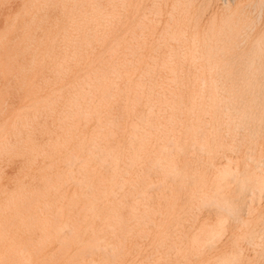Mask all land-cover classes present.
<instances>
[{"label":"rangeland","instance_id":"obj_1","mask_svg":"<svg viewBox=\"0 0 264 264\" xmlns=\"http://www.w3.org/2000/svg\"><path fill=\"white\" fill-rule=\"evenodd\" d=\"M162 1L163 0H0V174L2 173L0 175V191H4V189H2L4 187L7 188L4 191L6 194L0 192V197L2 196L0 198V214L3 213V211H11L17 216L18 212H25L29 204L43 203V200L46 196L48 197L49 194L51 196H49L50 198H57L56 200H53L52 198L53 201H51L48 197L49 202H51V204H56L59 202L60 198L58 195H64V191H61L63 189L68 192L66 193L65 191L66 196H62V199L65 198V200L60 198V201L63 203L59 202V204L62 206L56 204L55 216H57L56 218H61L62 222L65 221L68 223L70 222L68 218L71 219V217H74L75 215L77 217V211L80 210H78V208L83 206L82 201L80 202L82 198L79 196V193L82 191V193L87 192V189L82 187V181H84L82 176H85L86 174H79V172L82 173L83 170L81 171V169L84 165V161L82 162L83 159L81 160L80 158H84L85 140L87 136H90L88 134L92 133V128H95L94 125L96 124V119H91L89 116L91 112V107L89 106H92V104H89L91 103L89 98H87L89 96L85 95L88 91L89 93L94 91V83H87V80L90 79L89 81H92L94 78L97 79L103 76L112 78L113 84L111 85V89H113L112 92H114L110 93L111 96L115 97H112L113 101L116 98L118 99L117 101L115 100L110 115V121L112 122L113 127H119V130L116 131V140L118 141L119 139V142L123 145L124 143L126 144V142L128 143L130 138V140H132V138H136L135 140H137L144 139L143 137H145L148 140L151 139L150 142H148L149 146L151 145V148L158 147L161 143L163 151L161 154L162 164L160 162L161 159L159 160L158 158H155L154 153H150L148 154L149 156H146V158L137 162L138 166L129 165L127 168L128 171L126 169L125 186L121 189L122 192L117 191V199H115L116 203L114 202L118 207L116 210L122 212L124 225L123 228L119 229L117 235H109L112 239V241L109 240L110 246H113L115 249H106L107 257L112 259V255H110L109 252L111 251V253H115L114 264H264V70L259 71V73L253 71V75L252 72L248 73V75H244L241 72L239 73L238 66L240 67L241 64L242 53L231 54L232 52L229 53L227 49H225V51L223 49L213 48L215 51L213 50L212 52L211 49L212 55H216L217 57H210L209 55H211V52H207L209 51L208 47L210 46L206 44L208 47L206 46L202 49V46L199 43V45H196V51L194 52L195 55L192 58L185 59L183 62H178V60L169 61L168 63L172 64L170 65L171 67L178 66L174 73L169 72L166 68L162 67V27L169 19H167L168 16L165 14L170 11L171 0H167L169 2L164 0L163 2L165 6ZM187 1L191 0H177V2L182 4ZM205 1L206 2H204V0H192V2H190L193 4H191V7L187 10L188 13L186 14V17L190 18V21L189 19L187 21V26L189 25L188 28H190L188 29L189 32H192L193 30H201V32H203L205 28L208 31L214 25V21L212 22L213 25L208 24L211 23V20H214L213 14H215V23L220 24L222 22L221 20L224 18L223 13L228 4L233 3L232 5L234 6L236 2H238V4L239 2L240 4L242 3V0H235L234 2H232V0H213V2L210 0ZM244 2H246V0H243V3ZM261 8H258V10L261 11L259 12L257 10L256 15H258V12H262L260 15L264 19V7ZM220 13H222V15ZM194 25H196L195 27L198 25V29H194ZM207 31L205 30V32ZM206 43H208V41ZM198 48H201L202 51ZM218 49L219 51H217ZM209 60L212 61L210 62ZM262 60H264V58ZM262 60L260 61L261 64L263 63ZM216 64L218 68L215 67ZM257 64L259 63H256L255 66H258ZM260 66H263L264 69V63ZM254 72L255 75H262L263 78L262 76L255 78L258 75L255 76ZM241 75H244L246 78ZM239 76L241 77L239 78ZM150 77H153L155 81ZM123 78L126 82L128 81V85L124 83L125 81H122L124 80ZM241 78L244 82L241 81ZM253 78H255V82L253 81ZM137 79H139V81ZM140 79L142 81H140ZM135 80L137 81V84H135L137 87L133 85L136 83ZM158 80H160L159 83L157 82ZM161 81L162 83H160ZM93 82L96 83L98 80ZM251 83L252 85H249ZM159 84L162 86H159ZM97 85L98 83H96L95 87H97ZM131 85L133 86V89L130 87ZM149 85H152V87ZM145 87H147V89L149 88L148 91ZM124 88L127 89L125 92L123 90ZM9 90L10 92H8ZM232 90H235L236 92H232ZM116 91L119 92L115 93ZM120 91L124 93L122 94ZM138 91L140 94H138ZM81 92L86 97H81L83 96ZM149 92L151 93L149 94ZM241 93H245L250 99H252L250 100L248 97L245 98L246 101H250L248 104L252 107H249V109L245 108L244 113L235 114L233 111L239 106L237 105L239 103H236L238 102L236 100H239ZM79 94H81V96H79ZM152 94H156L157 96H153ZM120 95H124L125 99ZM132 95L135 98H133ZM145 95L146 97H144ZM73 96H75V98ZM140 96H143V98ZM147 96L150 97V100ZM151 96L155 98L153 99ZM76 97L82 98L84 102H82V99L79 101L80 98H77L78 103L76 102V105ZM255 97H257V100ZM129 98H131V102L127 105L126 99ZM70 99H72V103L74 101V105L69 102V105L74 107L73 109L72 106L70 107L71 109L67 108L69 107L67 106V100L70 101ZM81 102L85 104L88 102L89 105L84 104L85 106H88L86 107L87 109L82 107L83 104ZM158 102H160V104ZM138 103L140 104L138 105ZM154 103L157 105L155 106ZM147 104L151 105L149 106L150 109L147 108ZM232 104H236V106L232 108ZM75 105L77 106V109H75ZM158 105L159 108L156 110ZM78 107H81L80 110ZM253 107L255 109L257 108V110ZM153 108L155 109L152 110ZM40 109L42 110L40 111ZM123 109H127L128 111L125 112ZM134 109L137 110H135L137 113ZM33 110H35V113L38 115H40L41 112L42 115L43 113L44 115L38 116ZM48 110H52V112L49 111L51 112L49 116H47L49 113ZM75 110H78L80 114L81 110L82 113L86 111L88 114L85 113L86 115H84L83 113L82 116L84 115L85 117L83 116L81 118H90L91 120H80L79 117L81 115H79L78 111L77 114L79 117L77 114H73L76 113ZM46 112L47 114L45 115ZM67 113L70 118L74 116L72 117L74 121L67 117V119L70 120V124H72L71 121H73V124L75 125V123H77L75 121L79 120L77 123L78 128L76 127V130L73 124L72 126L74 129L69 127L71 126L70 124L66 125L65 123L67 122H63ZM214 113L215 115H212ZM243 115L247 117L244 118ZM23 116L25 119H23ZM62 116H65L63 117V120ZM125 116L128 117V119ZM141 116L151 119L154 124H152L151 127L148 126L145 120L141 119ZM31 117H34V119ZM26 118L28 124L26 121V124L23 123ZM29 118H31L32 121L31 119L29 120ZM76 118L79 119L77 120ZM60 119L62 120L63 125H65L64 128L60 127V129H63L62 131L59 128L56 129L57 123H61ZM67 119L66 121L69 123V120ZM19 120L22 123L18 122L15 124V122ZM124 121L127 122L124 123ZM141 121H143L145 126ZM30 122L33 123L30 124ZM202 123L203 125H201ZM17 124H19V126L21 125L22 127L20 126L19 128H23V130L19 129ZM24 124L25 127H28L27 130L23 126ZM127 124H129V126ZM217 124H220L219 128ZM29 125L31 128H29ZM131 125H135L138 128L135 127L133 129ZM236 126L239 128L237 129ZM121 127L123 128L120 129ZM66 128L68 130L71 128L69 131H71V134L76 132L75 135L79 132L80 134H83L85 130L86 132H84L85 134L83 135L78 134L80 136L78 137L79 140L76 136L68 133L69 131L65 130ZM82 128H84V130ZM14 129L16 133L14 132ZM30 130L35 135V138L34 135L31 137L32 134H30ZM11 131L12 133H10ZM23 131L27 134V137L23 136V138H16L19 135V132L23 133L20 134V136L24 135ZM64 131H66L68 136L71 135L74 137V139L70 138V136L69 138L71 140L67 137L70 141L65 139ZM133 131L140 134L143 133V135L144 133H151L152 136L151 134H148L145 136L140 135V138H138V136L133 137L130 134ZM140 131H142V133ZM152 131L155 133H152ZM28 133L31 136H28ZM66 133L65 135L67 136ZM10 134L11 137L9 138L8 136H10ZM54 134L57 135L55 138L57 141L59 140V144L62 142L60 139L61 136L62 139L64 136L62 144H64L65 141L66 143L67 141H72L69 145L65 143L68 148L64 144V150L66 151H62L66 157H63L62 160H67L68 154L70 157L72 153V161L70 160L71 158H68L67 161H69V164L67 163V166L64 165V162L60 158L63 156V153L60 151L63 150L60 149L63 148L62 145L58 147L60 149V152H58L59 155L57 154L58 149L56 147L57 150L51 148L52 150L50 149L49 152L47 146L49 139L52 140L50 144L53 142V146H50L54 147L56 146L55 144L58 146V142H55L54 144V141H56ZM156 134L162 137L157 138ZM120 135L121 137H119ZM123 135L125 139L127 138L125 142ZM6 138L9 140V143L7 144H5L8 142ZM13 138H16L15 141H13ZM30 138L36 140H31V142L33 141L32 143L29 141L30 144L25 146ZM75 138L78 141H76ZM21 139L27 140L20 143L19 140L22 141ZM152 139H155L156 141H153ZM159 139L162 141H159ZM73 140H75V142ZM81 140L82 142H80ZM34 141L38 142H35L37 145L34 144ZM43 141H47L48 143L46 142L45 145ZM15 142H17L16 145ZM79 142L83 145L82 149H80L81 145H79V148L76 145V143ZM2 144H4V148L8 145V150L11 149L12 151H8L5 148L7 150L6 153V150L2 148ZM31 144L34 145L30 146ZM12 145L14 148H12ZM9 146L11 148H9ZM21 147L23 149L25 148V152H28L30 147L31 149L34 147V151L37 152L33 151V153L30 149L31 152H29L31 156H27L29 152L28 154H25ZM38 148H40L39 155H37ZM1 149H4L5 151H2ZM42 149H44L47 156H49L48 154L50 153V155H52V152L54 151L53 154H56L58 157L56 155L54 157L53 155L52 159L54 161L59 159L58 161H55V164L57 165L56 162H58L59 165H53L54 161L51 159V156L48 158L49 160L46 159L47 157L44 155L45 153L42 152ZM70 149L74 150L71 152ZM76 151H78V154ZM3 153H9L10 155L8 154L6 157ZM21 153L25 155L27 159H25ZM31 153L34 156H32ZM60 154L62 156H60ZM74 154L77 155L75 157L76 159H74ZM20 156H23V159H19ZM34 157L37 161L33 159ZM28 158L33 161V166L35 165L34 167L29 166L32 165V161H29ZM41 158L42 160H40ZM44 158L45 162L43 161ZM5 159L8 160L6 161ZM50 159L52 160V163ZM77 159L80 160L81 164L83 163L82 166L79 161L77 162ZM129 159L130 158H128V162ZM122 160L127 163V158ZM26 161H28V164H26ZM74 161L76 162L72 165L71 162ZM43 162L48 164L47 166L49 168L55 166V170L53 168H51V170L48 169L45 164H42ZM60 162L64 165L63 167ZM156 162L159 167H156ZM78 163L79 166H77ZM24 165L25 168L23 170L24 172L22 171L23 174L21 172V167ZM43 166L48 171H44V169H42L44 168ZM70 166H74L72 170L71 168L68 170ZM76 166L81 169L76 171ZM28 167H32V169ZM37 167H39V170ZM57 167H59L60 170L56 169ZM27 169H29L30 173ZM41 169L47 175V178H45L46 182L49 178L47 184L51 183L50 186H52L53 183L56 184V182L58 187L60 184L63 185L66 182L69 183H67V185L64 184L66 185H63L64 188H62L61 185L59 188L55 187L60 191H54V184V186H52V191H44L46 190L45 188H49L50 186L48 187V185H45V187L43 184L44 180L38 178L46 176ZM64 169L67 172L73 171V173H66ZM33 170L34 172H31ZM62 170L63 173H61ZM40 171L43 173V176L36 175L38 173L41 174ZM55 171L57 174L60 171L59 173L62 174V176L65 174L64 178L67 181L61 177L60 174V177H58L57 174H55ZM76 172L77 175L81 176L80 179L79 176L75 175ZM50 173L53 175L55 174L56 178L58 177L62 180L60 179L57 181L54 177L56 180V182H54V180H52L53 176H51L52 174ZM16 174L19 176L21 174V176L19 177ZM67 174L71 176L73 175L71 177L72 179H70V176H67ZM169 174L171 175L169 176ZM22 175L25 177H22ZM2 176L5 180L1 178ZM76 176L77 178H75ZM31 177L34 179H31ZM9 178L11 179L10 182L12 181L11 183L8 182ZM23 178L24 182H22L23 180L21 181ZM37 178L39 180H37ZM17 179H20L18 183L16 182ZM50 179L53 182H49ZM73 179H75V181ZM76 179H79V181L81 180L78 182L82 186L76 184ZM61 181L65 182L59 184L58 182ZM70 181H72L71 184ZM20 182L22 185L23 183H28V185L24 184L25 187L23 185L22 187H24V189H22ZM16 183L20 185L17 186ZM30 183L33 185L32 187ZM15 185L17 188L19 187V190L17 189L19 193L15 192L17 191L14 187ZM68 185H70V187H67ZM36 187L40 188H38L40 192ZM41 187H43L44 190H42ZM80 187L81 190H79ZM32 188L34 191H32ZM12 189H14L13 191L15 194H13ZM26 189L28 190V193ZM7 190L12 191V195H10L11 197L8 195L9 193L11 194V192H8ZM23 192H26L27 195H24ZM36 192L41 194L38 195ZM43 192L48 195L44 193V197H41ZM54 192L58 193L54 196ZM139 192L143 195L141 196V199L140 196L138 197ZM29 193L31 194V197H29L30 195L28 196ZM32 193L34 195H32ZM16 194L17 196L21 194L17 197V199L19 197L21 198H19L20 201L19 199L18 201L15 199ZM71 194L78 195V198H81L77 199V196L76 198H74V196L71 200V202L74 201V199H77L75 202L79 200L78 204L74 202L78 206L73 202L72 204L68 203L72 198L71 196H73ZM122 195L123 199L125 198V201L121 199ZM13 196L15 198H13ZM24 196L28 197L25 198ZM47 197L44 201H48ZM24 198L25 200L27 199V201L23 200ZM119 200H122L121 205H119ZM65 201L68 202L66 203ZM26 203L28 204L26 205ZM65 203L69 205L67 206ZM63 205H65V207ZM71 205V210L73 209V211H71L72 215L71 212L69 213V207ZM73 205H75L76 208L75 206L73 207ZM57 206L60 208V213ZM43 207L45 206L41 205L37 209L35 207L34 212H38V210L41 212L40 208L43 210ZM74 208L76 210H74ZM67 210L71 216L66 214ZM44 211L45 214L42 212L34 217L35 221H37V219L42 220L46 216L48 217V211L45 209ZM8 212L4 213L5 215L7 214V218L4 214H1L2 216L0 215L2 218L4 216V223L5 221L11 222L13 220L12 218L14 215H12L11 212L8 215ZM62 212L69 217L66 215L63 216L61 214ZM59 214H61V217ZM63 218L67 221L63 220ZM1 219L0 221H3ZM19 219L20 218H18V220L15 219L16 223ZM75 219L78 221L79 216L78 218H73L70 223L72 224L75 222L73 221ZM70 223L69 226H72ZM66 224L67 223H65V225ZM69 226L67 228H69ZM66 229L64 228L62 231L63 235H69L67 232L70 228L68 230ZM19 231L20 230H18L17 233H14L23 234L24 232L22 231L21 233V231ZM25 232L23 235L26 234ZM38 232L39 234L37 231L33 232L34 234H31L41 235V231ZM27 233L29 234L30 232ZM28 234H26V236ZM5 241L4 243H6ZM7 255L8 254H6L5 257Z\"/></svg>","mask_w":264,"mask_h":264},{"label":"bare ground","instance_id":"obj_2","mask_svg":"<svg viewBox=\"0 0 264 264\" xmlns=\"http://www.w3.org/2000/svg\"><path fill=\"white\" fill-rule=\"evenodd\" d=\"M164 1V0H163ZM162 1V2H163ZM167 1V0H166ZM170 1V0H169ZM169 1H167V2H169ZM179 1V0H178ZM186 1V0H185ZM195 1V0H194ZM210 1H212L213 2V0H210ZM226 1H228V0H226ZM231 1V0H230ZM235 0H232V2H234ZM171 2V8H170V11L169 12H167L165 15H167L168 17H167V19H168V21L167 22H165V25H163V27H162V67H164V68H166L169 72H172V73H174L176 70H177V67L178 66H174V67H171L170 65H172V64H170V63H168L169 61H171V60H178V62L180 61V62H183L185 59H190V58H192L195 54H194V52L196 51V45L198 44L199 45V43L201 44V46H202V49H203V47L205 48L207 45L208 46H210V47H208V49H209V51H207V52H211V49H212V52H213V48H219V49H223V50H225V49H227V51L230 53V52H232L231 54H233V53H242V60H241V64H240V67L238 66V68H239V73L241 72V73H243L244 75H248V73H251L252 72V75H253V71H255L256 73L258 72L259 73V71H262V70H264L263 69V66L261 67L260 65H262L263 63H264V60H262L263 58H264V19L262 18V16L260 15L261 13H259L260 11L258 10V8L260 7H264V0H246V2H244L243 3V0H242V3L240 4V2H239V4H238V2H236V4H234V6L232 5V4H228V6L226 7V9H225V11H224V13H223V20H221L222 22L220 23V24H218V23H215V14H213V12H212V14H213V19L214 20H211L210 22L211 23H208V24H212V22L214 21V25H213V27H211L208 31H207V29L205 28V30L208 32V34H207V32H205V30L203 31V32H201V30L200 31H198V30H193L192 32H189V30L188 29H190V28H188V26H187V21H188V19H189V21H190V18H187L186 16V14L188 13V9L191 7V4H193V3H190V2H192V0L191 1H187L186 3L184 2V4H182V3H179V2H177V0H171L170 1ZM204 2H206L205 0H204ZM177 3V4H176ZM178 3H179V5H178ZM228 3V2H227ZM163 4H164V2H163ZM207 4V3H206ZM21 5V4H20ZM164 6H165V4H164ZM194 6V5H193ZM207 6V5H206ZM20 7V6H19ZM212 7V6H211ZM210 7V8H211ZM216 7H218V6H216ZM41 8V7H40ZM193 8V7H192ZM203 9V8H202ZM262 9V8H261ZM18 10V9H17ZM49 10V9H48ZM70 10V9H69ZM172 10V11H171ZM257 10L259 11L258 12V15H256L257 14ZM3 11V10H2ZM11 11V10H10ZM163 11V10H162ZM199 11V10H198ZM197 11V12H198ZM214 11V10H213ZM263 11V10H262ZM210 12H211V9H210ZM9 13V12H8ZM6 14V13H5ZM199 14V13H198ZM201 14V13H200ZM210 14V13H209ZM221 15H222V13H220ZM10 15V14H9ZM83 15V14H82ZM7 16H8V14H7ZM80 16V15H79ZM67 17V16H66ZM209 17V16H208ZM220 17V16H219ZM197 18V17H196ZM3 19H4V17H3ZM70 19V18H69ZM79 19V18H78ZM136 19V18H135ZM211 19V18H210ZM219 19H221V18H219ZM218 19V20H219ZM197 21V20H196ZM200 21V20H199ZM204 21V20H203ZM205 21H206V18H205ZM207 21H208V19H207ZM220 21V20H219ZM1 23V22H0ZM197 23H198V21H197ZM205 23V22H204ZM207 23V22H206ZM194 24H196V23H194ZM190 25H191V23H190ZM204 25H207V24H204ZM5 26V25H4ZM76 26V25H75ZM196 25H194L193 26V28L195 29V28H197L198 29V25H197V27H195ZM209 26V25H208ZM203 27V26H202ZM201 27V28H202ZM205 27H207V26H205ZM204 28V27H203ZM203 28H202V30H203ZM1 29V28H0ZM43 29V28H42ZM23 31V30H22ZM90 31V30H89ZM191 31V30H190ZM18 32V31H17ZM23 33V32H22ZM79 33V32H78ZM90 33V32H89ZM20 34V33H19ZM24 34V33H23ZM40 37V36H39ZM88 38V37H87ZM92 39V38H91ZM17 40V39H16ZM102 41V40H101ZM208 41V43H206ZM13 42V41H12ZM14 44V43H13ZM86 44V43H85ZM207 44V45H206ZM10 46V45H9ZM200 46V47H201ZM85 47H86V45H85ZM199 47V46H198ZM89 48V47H88ZM199 49V48H198ZM201 49V48H200ZM199 49V50H200ZM202 49H201V51H202ZM219 49L217 50V51H219ZM42 50H44V49H42ZM205 50V49H204ZM207 50V49H206ZM69 51V50H68ZM181 51V52H180ZM198 51V50H197ZM215 51V50H214ZM226 51V50H225ZM60 52H62V51H60ZM200 52V51H199ZM204 52V51H203ZM202 52V53H203ZM212 52L210 53L211 55H209L210 57H214V56H216V55H212ZM182 53V54H181ZM216 53V52H215ZM219 53V52H218ZM227 53V52H226ZM85 54V53H84ZM200 54V53H199ZM217 54V53H216ZM221 54H222V52H221ZM228 54V53H227ZM46 56V55H45ZM222 56V55H221ZM198 57V56H197ZM209 57V58H210ZM217 57V56H216ZM224 57V56H223ZM76 58V57H75ZM207 58V57H206ZM233 58H235V57H233ZM20 59V58H19ZM211 59H213V58H211ZM230 59V58H229ZM202 60H204V59H202ZM206 60H208V59H206ZM233 60V59H232ZM235 60V59H234ZM263 61V63L261 64L260 63V61ZM193 61V60H192ZM210 62L212 61V60H209ZM70 62V61H69ZM177 62V63H178ZM207 62V61H206ZM231 62V61H230ZM239 62V61H238ZM61 63V62H60ZM127 63H128V61H127ZM175 63V62H174ZM234 63V62H233ZM256 63H259V64H257L258 66H255L256 65ZM25 64V63H24ZM179 64V63H178ZM221 64H224V63H221ZM226 64V63H225ZM128 65V64H127ZM138 65V64H137ZM215 65V64H214ZM227 65V64H226ZM213 66V65H212ZM228 66H229V64H228ZM235 66V65H234ZM215 67H217V64H216V66ZM70 68V67H69ZM184 68V67H183ZM213 68V67H212ZM218 68V67H217ZM97 69V68H96ZM195 69V68H194ZM216 69V68H215ZM231 69H232V67H231ZM163 70H165V69H163ZM214 70V69H213ZM218 70V69H217ZM216 70V71H217ZM230 70V69H229ZM224 71V70H223ZM222 71V72H223ZM236 71V70H235ZM51 72V71H50ZM211 72V71H210ZM227 72V71H226ZM255 72H254V75H255ZM49 73V72H48ZM171 73V74H172ZM180 73V72H179ZM216 73V72H215ZM263 73V72H262ZM50 74V73H49ZM94 74V73H93ZM231 74H232V72H231ZM225 75H227V74H225ZM238 75V74H237ZM244 75H241L242 77L244 76ZM249 75H251V74H249ZM256 75H258V74H256ZM255 75V76H256ZM56 76V75H55ZM131 76V75H130ZM224 76V75H223ZM228 76V75H227ZM226 76V77H227ZM230 76V75H229ZM241 76H239V78L241 77ZM259 76H262V75H258V76H256L255 78H257V77H259ZM264 76V75H263ZM263 76H262V78H263ZM64 77V76H63ZM66 77V76H65ZM125 77V76H124ZM245 77V76H244ZM252 77V76H251ZM254 77V76H253ZM92 78V77H91ZM126 78V77H125ZM133 78H134V76H133ZM138 78V77H137ZM151 78V77H150ZM153 78V77H152ZM151 78V79H152ZM220 78V77H219ZM233 78H235V77H233ZM246 78V77H245ZM249 78V77H248ZM255 78H253V81H254V79ZM261 78V77H260ZM88 79V78H87ZM86 79V80H87ZM124 79V78H123ZM127 79H128V77H127ZM183 79V78H182ZM226 79V78H225ZM229 79V78H228ZM238 79V78H237ZM242 79V78H241ZM252 79V78H251ZM1 80V79H0ZM50 80V79H49ZM90 80V79H89ZM89 80H87L88 82L87 83H94V91L91 93V95H90V93H89V91L85 94L86 96H89V97H87V98H89V101L91 102V103H89V104H92V106H89V107H91V112H90V114H89V116L91 117V119H96L95 121H96V124L94 125L95 126V128H94V130H93V128H92V133L91 134H88V135H90V136H87V138H86V140H85V145H84V148H85V155H84V158H80L81 160H82V162L84 163V165H83V163L81 164L80 163V160H78L77 159V162L79 161V163H80V165L82 166L83 165V168L81 169V168H78L77 166H79V163L77 164V169H76V171H78V169L80 170L81 169V171H82V173L81 172H79V174H83V175H85V176H82V179L84 180V181H82V185L79 183L80 181H79V179H80V175H77V172H76V174L75 175H77V176H79V179H76L77 180V182H76V184H79V186H82V187H85L86 189H87V192H85V193H82L81 191V193H79V196H81V198H78V195H73V194H75L76 193V190H75V193H73V194H71V195H73V196H71L72 198L70 199V201L68 202V201H65L66 203L68 202L69 204L71 203L72 204V202L74 203L75 202V200H77V199H81L80 200V202L82 201V203H83V206L81 207L80 206V208H78V210L79 211H77L78 212V215H77V217H76V215L74 216V214H73V216L74 217H71V219L70 218H68V220H70V222H71V220L73 219V218H78V216H79V219H78V221L75 219V220H73V221H75V222H73L72 224L70 223V225H72V226H69V223L68 222H65V221H63V222H65V223H67L66 225H65V223H63L62 221H61V218H56L57 216H55V208H56V204H58V205H60V206H62L61 204H59V202L60 203H63L62 201H60L61 199H62V196L64 197V196H66V194H65V191L66 190H61V191H64L63 192V194L64 195H58V197H60L59 198V202L58 203H56V204H51V202H49V199H48V197L50 196V194H49V196L47 197L46 195H48L47 193H45V192H43V194L41 195V197H44V193L46 194L45 196L47 197V200L48 201H44V200H46V197H45V199L43 200V203H31V204H29L28 206H27V208H26V210H25V212L23 211V212H18L17 213V216L13 213V212H11V211H3V213H1V214H4V213H7L8 212V215H9V213L11 212L12 213V215H14L15 216V219H17L18 220V218H20L19 219V221H17V223H16V220L14 219V216H13V220H15V221H11V222H6L5 221V223H4V216L6 217L7 216V214L5 215L4 214V216H3V218L2 217H0V219L1 220H3V221H0V264H114L115 263V253L113 254V253H111V251L109 252V254L110 255H112V259H110L109 257H107L108 255L106 254V252L107 251H105L106 249H115V248H113V246H110V242H109V240L110 241H112V239H111V237L109 236V235H117V233L119 232V229H121V228H123V225H124V223H123V217H122V212H119V211H117L116 210V208H118L117 207V205L115 204L116 203V201H115V199H117V191H121L122 192V190L121 189H123L124 188V186H125V183H126V169L128 168V166L130 165V166H138L137 165V162L140 160H143L144 158H146V156H149L148 154H150V153H154V157L155 158H158L159 160L161 159V154H162V146H161V143H160V146H158V147H155V148H151L150 146H149V144H148V142H150V140H148V139H146L145 137H143L144 139H137V140H135V139H133L132 138V140H130L129 139V142L127 143L126 142V144L124 145H122V143H120L119 141V139H118V141L116 140V135H117V132L116 131H118L119 129V127L118 128H115V126L113 127V124H112V122L110 121L111 119H110V115H111V110H112V108H113V105H114V103H115V100L117 101L118 99L116 98L114 101H113V99H112V97H114V96H111V93L110 92H112V90L113 89H111V85L113 84V80H112V78H107V77H100V78H94L92 81H89ZM98 80V82H96V83H98V85H97V87H95V85H96V83L95 82H93V81H97ZM130 80V79H129ZM138 81H139V79H137ZM215 80V79H214ZM221 80V79H220ZM219 80V81H220ZM227 80V79H226ZM257 80V79H256ZM116 81V80H115ZM114 81V82H115ZM123 82L125 81V79L124 80H122ZM136 81V80H135ZM140 81H142L141 79H140ZM148 81H151V80H148ZM153 81H155L154 80V78H153ZM159 81L160 80H158L157 82L159 83ZM202 81V80H201ZM213 81V80H212ZM234 81V80H233ZM241 81H243L244 82V80L242 79ZM248 81V80H247ZM10 82H12V81H10ZM128 82V81H127ZM127 82L125 81L124 83H126L127 84ZM156 82V83H157ZM229 82V81H228ZM231 82V81H230ZM235 82V81H234ZM255 82V81H254ZM86 83V82H85ZM86 83V84H87ZM157 83V84H158ZM160 83H162V81L160 82ZM222 83V82H221ZM247 83V82H246ZM249 83V82H248ZM131 84V83H130ZM135 84H137V81H136V83H134L133 85L135 86ZM142 84V83H141ZM145 84V83H144ZM150 84V83H149ZM238 84V83H237ZM255 84V83H254ZM257 84H259V83H257ZM12 85V84H11ZM128 85V84H127ZM156 85V84H155ZM161 84H159V86H160ZM249 85H252V83L251 84H249ZM45 86V85H44ZM48 86V85H47ZM125 86V85H124ZM148 86V85H147ZM149 86H151L152 87V85H149ZM162 86V85H161ZM233 86V85H232ZM236 86V85H235ZM261 86V85H260ZM115 87V86H114ZM113 87V88H114ZM131 88L133 87L132 85L130 86ZM135 87H137V86H135ZM153 87H154V84H153ZM156 87V86H155ZM221 87H222V85H221ZM231 87V86H230ZM242 87V86H241ZM85 88H87V87H85ZM123 88V87H122ZM121 88V89H122ZM129 88V87H128ZM131 88H129V89H131ZM139 88V87H138ZM142 88V87H141ZM146 89H147V87H145ZM216 88V87H215ZM236 88V87H235ZM244 88V87H243ZM242 88V89H243ZM248 88V87H247ZM259 88V87H258ZM263 88H264V86H263ZM133 89V88H132ZM135 89V88H134ZM149 89V88H148ZM148 89H147V91H148ZM154 89H156V88H154ZM159 89V88H158ZM238 89V88H237ZM254 89V88H253ZM70 90V89H69ZM72 90V89H71ZM115 90V89H114ZM117 90V89H116ZM124 90V92H125V90H127V89H123ZM218 90V89H217ZM259 90V89H258ZM257 90V91H258ZM2 91V90H1ZM146 91V90H145ZM146 91V92H147ZM150 91V90H149ZM152 91L154 92V90L152 89ZM159 91H161V90H159ZM159 91H158V94H159ZM236 92L235 90H232V92ZM246 91H247V89H246ZM255 91V90H254ZM8 92H10V90L8 91ZM82 92H85V91H82ZM81 92V93H82ZM114 92V91H113ZM112 92V93H113ZM119 92V91H118ZM117 91L115 92V93H118ZM120 92H122V91H120ZM124 92H122V94L124 93ZM131 92H133V91H131ZM240 92V91H239ZM239 92H237V93H239ZM244 92V91H243ZM249 92V91H248ZM251 92V91H250ZM13 93V92H12ZM88 93H89V95H88ZM128 93V92H127ZM151 92H149V94H150ZM162 93V92H161ZM223 93V92H222ZM221 93V94H222ZM253 93V92H252ZM251 93V94H252ZM10 94V93H9ZM15 94V93H14ZM83 94V93H82ZM121 94V93H120ZM130 94V93H129ZM138 94H140L139 93V91H138ZM137 94V95H138ZM147 94V93H146ZM235 94V93H234ZM250 94V95H251ZM254 94H256V93H254ZM259 94H261V93H259ZM16 95V94H15ZM70 95V94H69ZM153 95V94H152ZM228 95V94H227ZM244 95H246L245 93L244 94H242L241 93V95L239 96V100H236V101H238V102H236V103H239V104H237V105H239L238 107H236V109H234V111H233V109H232V111L233 112H235V114H238V113H244L245 112V108H248L249 109V107L251 108L252 106H250L248 103L250 102V101H246V99L245 98H247L248 96L246 95V96H244ZM79 96H81V94H79ZM86 96H84V94H83V96H81V97H86ZM91 96V97H90ZM120 96H122L123 98H124V95H120ZM127 96H128V94H127ZM130 96V95H129ZM133 96V95H132ZM153 96H157L156 94L155 95H153ZM153 96H151L153 99L155 98V97H153ZM210 96V95H209ZM234 96H237V95H234ZM261 96V95H260ZM74 98H75V96H73ZM141 98H143V96H140ZM144 97H146V95L144 96ZM148 97V96H147ZM160 97V96H159ZM218 97V96H217ZM216 97V98H217ZM251 97V96H250ZM11 98V97H10ZM17 98V97H16ZM77 98L79 99L80 97H76V101H75V104L77 105ZM91 98V99H90ZM115 98V97H114ZM133 98H135L134 96H133ZM139 98V97H138ZM149 98V100H150V97H148ZM161 98V97H160ZM235 98V97H234ZM249 98V97H248ZM256 98V100H257V97H255ZM254 98V99H255ZM262 98V97H261ZM73 99V98H72ZM72 99H70V101H68L67 100V102H68V105L67 106H69V107H67L68 109L72 106V105H74V101H73V103H72ZM82 98H80L79 99V101L81 100ZM125 99V98H124ZM130 99L131 98H129V99H126V103H127V105L129 104V102H131L130 101ZM137 99V98H136ZM175 99V98H174ZM238 99V98H237ZM250 99V98H249ZM83 100V99H82ZM86 100V99H85ZM121 100V99H120ZM123 100V99H122ZM158 100V99H157ZM222 100V99H221ZM230 100V99H229ZM250 100H252V99H250ZM87 101V100H86ZM88 101V102H89ZM144 101V100H143ZM142 101V102H143ZM164 101V100H163ZM214 101V100H213ZM226 101V100H225ZM260 101H262V100H260ZM69 102H71L72 103V105H69ZM77 102V103H76ZM82 102H84V100L82 101ZM81 102V103H82ZM88 102H86V104L85 103H82L83 105H82V107L84 108V109H87L86 107H88V106H85V105H87L88 104ZM119 102V101H118ZM145 102H147V101H145ZM149 102V101H148ZM157 102V101H156ZM155 102V103H156ZM218 102V101H217ZM220 102V101H219ZM232 102H234V101H232ZM231 102V103H232ZM257 102V101H256ZM81 103H79V104H81ZM120 103V102H119ZM153 103V102H152ZM154 103V104H155ZM159 104H160V102H158ZM222 103V102H221ZM252 103V102H251ZM85 104V105H84ZM88 104V105H89ZM116 104H118V103H116ZM124 104V103H123ZM140 103H138V105H139ZM150 104V103H149ZM149 104H147V108H149V106H151V105H149ZM162 104V103H161ZM255 104V103H254ZM75 105V106H76ZM125 105V104H124ZM126 105V106H127ZM146 105V104H145ZM157 104H155V106H156ZM227 105V104H226ZM233 105V104H232ZM253 105V104H252ZM17 106V105H16ZM78 106H81V105H78ZM137 106V105H136ZM236 106V104L235 105H233L232 106V108H234ZM263 106V105H262ZM117 107V106H116ZM180 107V106H179ZM210 107V106H209ZM229 107V106H228ZM259 107V106H258ZM4 108V107H3ZM74 107L72 106V109H73ZM79 108V107H78ZM81 108V107H80ZM80 108H79V110H80ZM115 108V107H114ZM124 108V107H123ZM146 108V109H147ZM157 108H159V105L156 107V110H157ZM162 108V107H161ZM254 108V107H253ZM260 108V107H259ZM263 108V107H262ZM60 109V108H59ZM71 109V108H70ZM75 109H77V106L75 107ZM83 109V110H84ZM129 109V108H128ZM136 109H138V108H136ZM136 109H134V111L136 110ZM145 109V108H144ZM150 109V108H149ZM155 108H153L152 110H154ZM194 109V108H193ZM215 109V108H214ZM223 109V108H222ZM255 109V108H254ZM42 109H40V111H41ZM47 110V109H46ZM141 110V109H140ZM140 110H139V112H140ZM148 110V109H147ZM151 110V111H152ZM192 110V109H191ZM225 110V109H224ZM255 110H257V108L255 109ZM264 110V109H263ZM34 111V113H35V110H33ZM39 111V112H40ZM45 111V110H44ZM49 111H51L52 112V110H48V112ZM76 111V110H75ZM78 111V110H77ZM77 111H76V113H73L74 115L75 114H77ZM123 111H128L127 109H123ZM137 111V110H136ZM135 111V112H136ZM150 111V112H151ZM160 111H161V109H160ZM159 111V112H160ZM193 111V110H192ZM217 111V110H216ZM232 111H231V114H232ZM51 112H49L48 114H47V112L45 113V115L47 114V116H49V114L51 113ZM62 112V111H61ZM71 112V111H70ZM129 112H131V111H129ZM128 112V113H129ZM158 112V113H159ZM162 112V111H161ZM253 112V111H252ZM78 113H79V111H78ZM84 113V115H86V114H88V113H86V111L85 112H83ZM82 110H81V114L79 113V115H81L80 117H79V115H78V117L80 118V120H82V119H84V120H89V119H85V118H81V117H83L82 116ZM86 113V114H85ZM127 113V114H128ZM137 113V112H136ZM145 113V112H144ZM148 113H149V111H148ZM181 113V112H180ZM225 113V112H224ZM254 113V112H253ZM7 114V113H6ZM36 114V113H35ZM53 114V113H52ZM52 114H51V116H52ZM123 114V113H122ZM130 114H132V113H130ZM129 114V115H130ZM160 114V113H159ZM178 114V113H177ZM256 114H257V112H256ZM259 114V113H258ZM36 115H38V114H36ZM41 116H43L44 115V113H43V115H42V112H41V114H40ZM40 115H38V116H40ZM65 115V114H64ZM115 115V114H114ZM125 115H126V113H125ZM155 115H156V112H155ZM212 115H215V113L214 114H212ZM27 116H28V114H27ZM30 116V115H29ZM37 116V117H38ZM61 116V115H60ZM72 116V115H71ZM117 116V115H116ZM127 116V115H126ZM125 116V117H126ZM133 116H134V114H133ZM135 116H136V114H135ZM140 116V115H139ZM142 116H143V114H142ZM141 116V117H142ZM145 116V115H144ZM220 116V115H219ZM224 116V115H223ZM227 116V115H226ZM225 116V117H226ZM251 116V115H250ZM256 116V115H255ZM254 116V117H255ZM22 117V116H21ZM21 117H20V120H21ZM25 117H26V115H25ZM34 117H35V115H34ZM34 117H31V118H33L34 119ZM45 117V116H44ZM63 117H65V116H62V120H63ZM67 117H69L70 118V116H68V113H67V116H66V118H64V120H63V122L65 123V122H67V123H65L66 125H68V124H70V120L72 119V117H74V116H72L71 118H70V120L69 119H67ZM85 117V116H84ZM153 117V116H152ZM151 117V118H152ZM215 117V116H214ZM243 117L245 118V117H247V116H244L243 115ZM262 117V116H261ZM264 117V116H263ZM17 118V117H16ZM15 118V119H16ZM31 118H29V120L31 119ZM78 118V119H79ZM87 118H88V115H87ZM121 118H122V116H121ZM127 119H128V117H126ZM129 118H132V117H129ZM137 118H139V117H137ZM212 118H213V116H212ZM242 118V117H241ZM240 118V119H241ZM250 118V117H249ZM256 118V117H255ZM23 119H25L24 118V116H23ZM44 119V118H43ZM59 119V118H58ZM66 119L67 120H69V123H68V121H66ZM77 119V118H76ZM77 119V120H78ZM90 119V120H91ZM127 119H125V120H127ZM142 120H145V122L148 124V126H152V124H154V122L151 120V119H149V118H145V117H142L141 118ZM214 119V118H213ZM231 119V118H230ZM239 119V118H238ZM243 119V118H242ZM258 119V118H257ZM14 120V119H13ZM18 120V119H17ZM16 121L15 122V124L16 123H18V122H21V121ZM28 120V121H29ZM62 120L60 119V121H61V123H57V127H56V129L57 128H59L60 129V127L61 128H64V126L65 125H63V122H62ZM73 120V119H72ZM133 120V119H132ZM154 120V119H153ZM159 120V119H158ZM160 120H161V118H160ZM200 120V119H199ZM232 120V119H231ZM230 120V121H231ZM246 120V119H245ZM255 120V119H254ZM259 120V119H258ZM25 121L27 122V118H26V120H24V122L23 123H25ZM31 121H32V119H31ZM59 121V120H58ZM74 121V120H73ZM73 121H71V123L73 124ZM79 121V120H78ZM78 121H75V122H77L78 123ZM148 121V122H147ZM214 121H216V120H214ZM247 121V120H246ZM252 121V120H251ZM82 122V121H81ZM84 122V121H83ZM127 121H124V123H126ZM130 122V121H129ZM135 122H138V121H135ZM142 122V124H143V121H141ZM161 122V121H160ZM220 122V121H219ZM227 122V121H226ZM240 122H241V120H240ZM243 122V121H242ZM253 122V121H252ZM22 123V122H21ZM33 123V122H32ZM31 122H30V124H32ZM77 123H75V125L77 124ZM121 123H122V121H121ZM120 123V124H121ZM140 123V122H139ZM138 123V124H139ZM190 123V122H189ZM196 123V122H195ZM229 123V122H228ZM236 123V122H235ZM239 123V122H238ZM13 124V123H12ZM26 124V123H25ZM25 124L23 125L24 127H25ZM27 124H28V122H27ZM48 124V123H47ZM50 124V123H49ZM54 124V123H53ZM72 124H70L71 126H69V127H71L72 129H74L73 128V126L75 127V130L78 128V124L75 126L74 124H73V126H72ZM87 124V123H86ZM117 124H118V122H117ZM136 124V123H135ZM162 124V123H161ZM245 124V123H244ZM18 125V128L21 126H19V124H17ZM44 125V124H43ZM59 125V126H58ZM60 125H62V126H60ZM124 125V124H123ZM128 126H129V124H127ZM141 125V124H140ZM144 125V124H143ZM156 125V124H155ZM157 125H158V123H157ZM201 125H203V123L201 124ZM218 125V124H217ZM220 125V124H219ZM219 125H218V128H219ZM230 125H232V124H230ZM240 125V124H239ZM11 126V125H10ZM41 126V125H40ZM49 126V125H48ZM132 126V128L134 129L136 126L135 125H131ZM145 126V125H144ZM154 126V125H153ZM243 126V125H242ZM242 126H240V127H242ZM245 126V125H244ZM253 126V125H252ZM15 127V126H14ZM22 127V126H21ZM67 127V126H66ZM69 127H67V128H69ZM77 127V128H76ZM86 127V126H85ZM124 127V126H123ZM123 127H121L120 129H122ZM254 127V126H253ZM11 128V127H10ZM29 128H31V126L29 125ZM65 129V130H68V129ZM71 128L69 129V130H71ZM136 128H138V127H136ZM216 128V127H215ZM236 128L238 129L239 127H237L236 126ZM15 129H16V127H15ZM15 129H14V132L16 133V131H15ZM19 129H22L23 130V128H19ZM25 129L27 130L28 129V127H25ZM24 129V131L26 132V130ZM55 129V128H54ZM55 129V130H56ZM59 129H58V131H59ZM83 130H84V128H82ZM128 129H130V128H128ZM154 129V128H153ZM159 129V128H158ZM222 129V128H221ZM243 129V128H242ZM52 130H53V128H52ZM61 131L63 130V129H60ZM68 130V131H69ZM124 130V129H123ZM142 130V129H141ZM232 130V129H231ZM247 130V129H246ZM23 131V132H24ZM80 131V130H79ZM78 131V132H79ZM130 131V130H129ZM131 131H132V129H131ZM135 131V130H134ZM131 132L130 134H131V136H133V137H136V136H138V138H140L139 136L140 135H142V136H145V135H150L151 133H144V135H143V133H142V131H140L142 134H140V133H137V132ZM136 131H138V130H136ZM155 131V130H154ZM160 131V130H159ZM237 131V130H236ZM253 131V130H252ZM18 132V131H17ZM25 132H24V135H21L20 136V134H23V133H21V132H19L18 134V136L16 137V138H23V136H25V137H27V134H25ZM32 131L30 130V134H32V136L31 135H29V133H28V136H31V137H33V132L31 133ZM50 132V131H49ZM52 132V131H51ZM55 132V131H54ZM74 132V131H73ZM77 132V133H78ZM84 132H86V130L84 131ZM83 132V134H85ZM120 132V131H119ZM118 132V133H119ZM125 132V131H124ZM127 132V131H126ZM145 132V131H144ZM151 132V131H150ZM5 133H6V131H5ZM10 133H12V131L10 132ZM65 133H66V131H64V136L66 137L65 139H67V140H69L70 138H72V139H74V137H72L71 135H73V136H76V138L77 139H79L78 137H80L79 135H83V134H80V132L77 134V135H75V133H72L71 134V131H69L68 133H70L71 135H69L70 136V138H69V136H68V134H67V136L65 135ZM81 133H82V131H81ZM90 133V132H89ZM121 133V132H120ZM123 133V132H122ZM152 133H155V132H153L152 131ZM188 133H189V131H188ZM249 133V132H248ZM39 134V133H38ZM42 134H43V132H42ZM129 134V133H128ZM158 134H160V133H158ZM222 134V133H221ZM55 135V134H54ZM160 135H162V134H160ZM223 135V134H222ZM228 135H230V134H228ZM4 136H5V134H4ZM42 136V135H41ZM57 135H55L54 136V138L56 137ZM64 136H63V139H64ZM126 136V135H125ZM128 136V135H127ZM151 136H152V134H151ZM156 136H157V138L159 137H162V136H158L157 134H156ZM155 136V137H156ZM9 138L11 137V134H10V136H8ZM7 137V138H8ZM49 137V136H48ZM50 137H51V134H50ZM59 137V136H58ZM57 137V138H58ZM69 139H68V138ZM119 137H121V135L119 136ZM123 137H124V135H123ZM129 137V136H128ZM147 137V136H146ZM202 137V136H201ZM6 138V139H7ZM15 138V139H16ZM18 138V139H19ZM34 138H35V135H34ZM34 138H30V140H28V142H26V144H25V146H28L30 143H32L31 142V140H36V139H34ZM75 138V140L76 141H78L77 139ZM82 138H84V137H82ZM81 138V139H82ZM156 138V139H157ZM14 139V138H13ZM15 139L13 140V141H15ZM28 139V138H27ZM26 139V140H27ZM60 139L62 140V142H61V140H60V142H61V144H59V140L57 141L56 140V138H55V140L56 141H54V144H55V142L57 143L58 142V146H57V144H55L56 146H54V147H52L53 145V142H52V144H50V142L52 141V140H50L49 139V143H48V148H49V152H50V149L51 148H53L54 150L57 148L58 149V151H57V154H58V152H60L61 151V153H63L64 151H66V150H64V146L66 145V144H70L71 142H68L67 141V143H66V141H65V145L64 144H62L63 143V139H62V136L60 137ZM124 139V142H125V140L127 139H125V137L123 138ZM8 140V139H7ZM6 140V141H7ZM22 140V139H21ZM26 140H22V141H20L19 140V142L21 143V142H23V141H26ZM71 140V139H70ZM69 140V141H70ZM75 140H73L74 142H75ZM80 140V139H79ZM83 140V139H82ZM82 140L80 141V142H82ZM153 140V139H152ZM161 139H159V141H160ZM29 141H30V143H29ZM153 141H156L155 139L153 140ZM162 141V140H161ZM17 142H18V140H17ZM17 142H15V145L17 144ZM18 142V143H19ZM35 142L36 143H38L37 141H34V144H35ZM44 142V141H43ZM46 142H44V144L46 143ZM80 142L79 143H76V145L78 146V148L80 147L79 145H81L80 144ZM158 142V141H157ZM212 142H213V140H212ZM7 143H9V140H8V142H6L5 144H7ZM13 144V143H12ZM34 144H31L30 146H32V145H34ZM39 144H40V142H39ZM74 144V143H73ZM84 144V143H83ZM158 144V143H157ZM3 145V147L2 148H4V144H2ZM20 145V144H19ZM24 145V144H23ZM35 145H37V144H35ZM46 145V144H45ZM45 145H44V147H45ZM50 145H52V146H50ZM60 145H62L63 146V148H60V149H63V150H60L58 147H60ZM75 145V146H76ZM155 145V144H154ZM171 145V144H170ZM195 145V144H194ZM6 146V145H5ZM8 146V145H7ZM5 147L7 150H8V147ZM18 146V145H17ZM39 146H42V145H39ZM38 146V147H39ZM67 146V145H66ZM77 146H76V148H77ZM157 146V145H156ZM172 146V145H171ZM23 147V146H22ZM21 147V148H22ZM35 147V146H34ZM34 147H32V149H31V147H30V149L32 150V152L35 150L34 149ZM56 147V148H55ZM73 147V146H72ZM82 147H83V145H81V148L80 149H82ZM4 148V149H5ZM9 148H11L10 146H9ZM12 148H14V146L12 145ZM16 148V147H15ZM18 148V147H17ZM67 148H68V146H67ZM67 148H65V149H67ZM77 148V149H78ZM199 148V147H198ZM4 149H1L2 151L4 150ZM5 149V150H6ZM25 149V148H24ZM23 148H22V150H24ZM29 149V148H28ZM30 149H29V151H30ZM36 149H37V147H36ZM39 149L40 148H38V154L37 155H39L40 153H39ZM56 149V150H57ZM74 149H75V147H74ZM74 149H70L71 150V152L74 150ZM201 149V148H200ZM4 150V151H5ZM7 150L5 151L6 153H7ZM11 149H9L8 151H10ZM15 150V149H14ZM27 150V149H26ZM43 151V153H45L44 152V149H42ZM48 150V149H47ZM52 150V149H51ZM60 150V151H59ZM194 150V149H193ZM203 150V149H202ZM12 151V150H11ZM18 151V150H17ZM28 151V152H29ZM63 151V152H62ZM19 152H21V151H19ZM24 152H25V150H24ZM28 152L26 151L25 152V154L27 153L28 154ZM31 152V151H30ZM30 152H29V154L27 155V156H29L30 155ZM34 152H37V151H34ZM33 152V153H34ZM47 152V151H46ZM78 151H76V153H77ZM10 153V152H9ZM8 153V154H9ZM23 153V152H22ZM21 153V155H23ZM54 153V151L52 152V155H50V154H48L49 156H47L46 155V153L44 154L45 156V158L46 159H48L50 156H51V159L53 158V154ZM70 153V152H69ZM75 153V152H74ZM169 153V152H168ZM4 155H6V157H7V155L8 154H5V153H3ZM11 154H16V153H11ZM32 154V153H31ZM78 154V153H77ZM10 155V154H9ZM20 155V154H19ZM56 155V154H55ZM55 155H54V157H55ZM59 155V154H58ZM65 154L63 153V156L60 154V156H62V157H60L61 158V160H62V158L64 157V158H66L65 156H64ZM71 155H72V153H71ZM71 155H70V157H69V154H68V157H67V160H68V158L72 161V157H71ZM81 155V154H80ZM13 156V155H12ZM11 156V157H12ZM24 157H25V155H23ZM23 156L21 157L20 156V158L19 159H23ZM31 156V155H30ZM32 156H34L33 154H32ZM36 156V155H35ZM57 156V155H56ZM77 155H75L74 154V159H76L75 157H76ZM5 157V158H6ZM16 157H18V156H16ZM37 157H39V156H37ZM58 157V156H57ZM40 158V157H39ZM42 158H43V154H42ZM42 158L40 159V160H42ZM45 158H44V162H45ZM127 158V163L124 161V160H122V159H126ZM128 158H130L129 159V162H128ZM9 159V158H8ZM8 159H5L6 161L8 160ZM25 159H27V157H25ZM33 159H35L36 160V158L34 157ZM50 159V161H51V163H52V160ZM4 160V159H3ZM28 160H29V158H28ZM31 160V159H30ZM29 160V161H30ZM34 160V161H35ZM49 160V159H48ZM48 160H47V163H48ZM59 159H57V160H55V161H58ZM66 159H64V160H62L63 162H64V165H66L67 163L69 164V161H65ZM152 160H154V159H152ZM14 161V160H13ZM32 161V160H31ZM37 161V160H36ZM54 161V160H53ZM55 161L53 162V165L55 164ZM27 163L26 164H28V161H26ZM42 163V164H45V163ZM62 162V163H63ZM66 162V163H65ZM76 161H74V162H71L72 163V165L75 163ZM160 162H161V164H162V159L160 160ZM13 163V162H12ZM22 163V162H21ZM20 163V164H21ZM29 163H31V162H29ZM37 163V162H36ZM57 163V165H59V163L58 162H56ZM157 163V162H156ZM4 164V163H3ZM2 164V165H3ZM7 164V163H6ZM25 164V163H24ZM32 165H29V166H33V161H32V163H31ZM35 164V163H34ZM49 164H50V162H49ZM60 164H61V162H60ZM67 164V165H68ZM155 164V163H154ZM8 165H10V164H8ZM23 165V164H22ZM48 164H45V166L46 167H48L47 166ZM52 165V166H53ZM56 164H55V166H57ZM62 165V164H61ZM64 165H62V167L64 166ZM66 165V166H67ZM159 165H160V163H159ZM13 166V165H12ZM35 166V165H34ZM33 166V167H34ZM38 166V165H37ZM55 166L54 167H51V168H55ZM80 166V167H81ZM143 166H145V165H143ZM27 167V166H26ZM40 167V166H39ZM39 167H37V169L39 170ZM44 167V166H43ZM74 167V166H73ZM72 166H70L69 167V169L68 170H70V168H71V170H72V168H73ZM149 167V166H148ZM156 167H159L158 166V163H157V165H156ZM20 168V167H19ZM18 168V169H19ZM22 168V170H21V172L24 170V168H25V165L23 166V167H21ZM28 168H30V167H28ZM41 168V167H40ZM51 168H49L48 167V169H50L51 170ZM140 168V167H139ZM143 168V167H142ZM151 168V167H150ZM153 168V167H152ZM162 168V167H161ZM30 169H32V167L30 168ZM42 169H44V171L46 170V171H48L47 169H45V167L44 168H42ZM42 169H41V171H42ZM56 169H59V167H57ZM66 169V168H65ZM65 169H64V171H65ZM130 169V168H129ZM158 169V168H157ZM17 170V169H16ZM26 170V169H25ZM55 170V169H54ZM60 170V169H59ZM151 170V169H150ZM27 171L29 172V169H27ZM41 171H40V173H41ZM44 171H42L43 173H44ZM127 171H128V169H127ZM159 171H160V169H159ZM162 171V170H161ZM176 171V170H175ZM18 172H19V170H18ZM24 172V171H23ZM22 172V173H23ZM26 172V171H25ZM27 172V173H28ZM31 172H34V170L33 171H31ZM50 172V171H49ZM56 172V171H55ZM60 172V171H59ZM58 172V174H57V172L55 173V174H57V176L58 177H63L64 178V176H65V174L62 176V174H60ZM66 173H70V174H72L73 173V171L72 172H67V171H65ZM174 172V171H173ZM21 173V174H22ZM30 173V172H29ZM36 173V172H35ZM43 173H41V174H36V175H42ZM54 173V172H53ZM61 173H63V170H62V172ZM2 174V173H1ZM0 174V175H1ZM21 174H20V176H21ZM24 174V173H23ZM45 174V173H44ZM50 174H52V173H50ZM49 174V175H50ZM51 175V176H53V179L52 180H54V182H56V180L58 181V180H60L61 178H56V175ZM59 174H60V176H59ZM17 175V174H16ZM26 175V174H25ZM36 175H34V176H36ZM46 175V174H45ZM44 175V176H45ZM49 175H48V177H49ZM74 175V176H75ZM171 174H169V176H170ZM6 176V175H5ZM9 176V175H8ZM14 176V175H13ZM17 176H19V175H17ZM19 176V177H20ZM43 176V175H42ZM67 176H70V179H72L71 177L73 176H71V175H69V174H67ZM77 176L75 177V178H77ZM22 177H25V176H23L22 175ZM54 177L56 178V180L54 179ZM1 178H3V176L1 177ZM7 178V177H6ZM10 178H11V176H10ZM9 178V180H8V182H10V179ZM15 178H16V176H15ZM30 178V177H29ZM33 177H31V179H32ZM39 179L40 178H42L44 181H43V184H44V186L46 185H48V187L50 186V184L48 183L47 184V182H48V180H49V178H48V180H47V182L45 181V178H47V175L45 176V177H38ZM37 178V180H39ZM68 178V177H67ZM4 179V178H3ZM34 179V178H33ZM65 179V178H64ZM63 179V180H64ZM2 180V179H1ZM5 180V179H4ZM19 180L20 179H17L16 180V182L18 183L19 182ZM23 180V181H22ZM26 180H27V178H26ZM30 180V179H29ZM36 180V179H35ZM36 180V181H37ZM41 180V179H40ZM62 180V179H61ZM66 180V179H65ZM74 181H75V179H73ZM15 181V180H14ZM21 181L22 182H24V178L23 179H21ZM31 181V180H30ZM67 181V180H66ZM5 182V181H4ZM12 182V181H11ZM10 182V183H11ZM32 182V181H31ZM41 182V181H40ZM39 182V183H40ZM49 182H53V181H51V179H50V181ZM65 181H61V182H58L59 184L60 183H64ZM71 182L72 181H70V184H71ZM166 182V181H165ZM2 183V182H1ZM13 183H15V182H13ZM12 183V184H13ZM16 183V184H17ZM28 183H29V181H28ZM28 183L27 184H25V183H23V185L25 184V185H28ZM34 183H35V181H34ZM67 183H69V182H66V183H64V184H66L67 185ZM162 183V182H161ZM9 184V183H8ZM20 184H21V182H20ZM20 184H17V186L18 185H20ZM55 186H54V185ZM52 184V186H54V191L55 190H57V191H60V190H58V188L60 187V185H59V187L57 186L58 184H57V182H56V184L55 183H53ZM63 184V185H64ZM73 184V183H72ZM143 184V183H142ZM22 184H21V187L23 186ZM25 185H24V187H25ZM30 185H31V183H30ZM63 185H61V187L62 188H64L63 187ZM66 185H64V186H66ZM74 185H75V183H74ZM144 185V184H143ZM162 185V184H161ZM2 186V185H1ZM5 186V185H4ZM17 186L15 185L14 187H15V189L17 190L18 188H17ZM33 185H31V187H32ZM36 186V185H35ZM41 186V185H40ZM43 186V187H44ZM45 186V187H46ZM52 186H50L49 188H50V190H49V188H45L46 190H44V188L43 187H41V189L42 190H44V191H52V189H53V187ZM20 187V188H21ZM24 187H22V189H24ZM52 187V188H51ZM55 187H58V188H55ZM67 187H70V185H68ZM75 187V186H74ZM78 187V186H77ZM27 188V187H26ZM30 188V187H29ZM39 188V187H38ZM37 187H36V189H38ZM79 188V187H78ZM2 189H4V191L7 189V188H2ZM28 189V188H27ZM26 189V191H27V193H28V190ZM33 189V188H32ZM40 189V188H39ZM39 189H38V191H39ZM61 189V188H60ZM65 189H68V188H65ZM73 189V188H72ZM84 189V188H83ZM82 189V190H83ZM11 190V189H10ZM14 189H12V191H13ZM19 190V189H18ZM15 191V192H18L19 193V191ZM78 190V189H77ZM79 190H81V187H80V189ZM79 190H78V192H79ZM4 191H0V192H3L4 194H6V192H4ZM8 192H11V194L9 193L8 195L10 196V195H12V191H9V190H7ZM20 191H21V189H20ZM24 191V190H23ZM32 191H34V189L32 190ZM37 191V190H36ZM40 192V191H39ZM42 192V191H41ZM68 191H66V193H67ZM3 193H2V195H3ZM24 193V192H23ZM34 193V192H33ZM32 193V195H34ZM36 193H38V192H36ZM52 193V192H51ZM58 192H54L53 194H54V196H55V194H57ZM59 193H62V192H59ZM124 193V192H123ZM13 194H15L14 193V191H13ZM21 194H22V192H21ZM21 194H19L18 196H20ZM41 194V193H40ZM39 193H38V195H40ZM78 194V193H77ZM80 194H82V195H80ZM142 193L141 192H139V195H138V197L140 196V199H141V196H143V195H141ZM24 195H27L26 194V192L24 193ZM30 195V196H29ZM52 195V194H51ZM70 195V194H69ZM68 195V196H69ZM4 196H6V195H4ZM8 196V197H9ZM17 194H16V198L13 196V198H15V199H17ZM28 196L29 197H31V194L29 193L28 194ZM27 196V197H28ZM75 196V197H74ZM76 196H77V199H74V201H72L71 202V200L73 199V197L74 198H76ZM119 196V195H118ZM2 197V196H1ZM0 197V198H1ZM11 197V196H10ZM22 197V196H21ZM25 197V196H24ZM27 197H25V198H27ZM51 197V196H50ZM49 197V198H50ZM125 197V196H124ZM20 198V197H19ZM18 198V199H19ZM25 198L23 199V200H25ZM53 198V197H52ZM52 198H50L51 199V201H53L54 199H55V197L53 198V200H52ZM69 198V197H68ZM67 198V199H68ZM18 199H17V201H18ZM21 199V198H20ZM20 199H19V201H20ZM57 199V198H56ZM55 199V200H56ZM120 199V198H119ZM121 199H123V195H122V198ZM62 200H65V198L64 199H62ZM69 200V199H68ZM124 201H125V198L123 199ZM25 201H27V199L25 200ZM79 201V200H78ZM78 201H76L75 203H79ZM24 202V201H23ZM115 202V203H114ZM65 203V205H67ZM74 203V204H75ZM120 203V204H119ZM119 205H121L122 204V200H119ZM28 203H26V205H27ZM68 204V205H69ZM77 204H75L76 206H78ZM41 205H43V206H45V207H43L46 211H48V217L46 216L45 218H43L42 220H38L37 219V221H35V219H34V217L36 216V215H39L40 213H44L45 211H44V209L42 210V208H40L41 209V212H39V210H38V212H34V209H35V207H36V209L38 208V207H40ZM65 205H63L64 207H65ZM67 205V206H68ZM75 205H73V207L75 206ZM82 205V204H81ZM76 206H75V208H76ZM124 206V205H123ZM123 206H122V208H123ZM58 207V211H59V213H60V208H59V206H57ZM71 207H72V205L69 207L70 209H69V213L71 212V211H73V209L71 210ZM67 208V207H66ZM74 208V210H76ZM119 208H120V206H119ZM62 209V208H61ZM65 211H66V209H65ZM2 212V211H1ZM34 212V213H33ZM77 212H76V214H77ZM66 213V212H65ZM68 213V210H67V215L69 214ZM0 214V215H1ZM45 214V213H44ZM46 214V215H47ZM63 216L64 215H66V214H63V212L61 213ZM61 214H59L60 215V217H61ZM66 215V216H67ZM71 215H72V212H71ZM70 214H69V216H71ZM2 216V215H1ZM65 216V217H66ZM69 216H67V217H69ZM10 217V216H9ZM17 217V218H16ZM7 218V217H6ZM34 219V220H33ZM63 220H66V219H64L63 218ZM34 221V222H33ZM67 221V220H66ZM69 226V228H67ZM64 228L66 229V230H68L69 229V231L67 232V233H69V235H63L62 234V231L64 230ZM18 230H20L21 231V233H22V231H26L25 233L26 234H28L27 232H30L27 236H26V234L25 235H23L24 234V232H23V234H20L19 232V234H15V233H17V231ZM65 230V231H66ZM35 231H37V233L39 234V232L38 231H41L40 232V234L41 235H33L34 233L33 232H35ZM15 232V233H14ZM31 233H33V234H31ZM6 240V241H5ZM3 241V242H2ZM4 241L6 242V243H4ZM2 243V244H1ZM6 254H8L6 257H5V255ZM109 255V256H110ZM111 257V256H110Z\"/></svg>","mask_w":264,"mask_h":264}]
</instances>
